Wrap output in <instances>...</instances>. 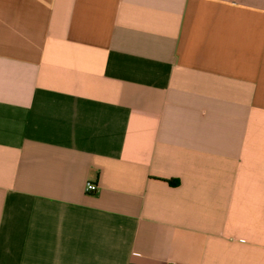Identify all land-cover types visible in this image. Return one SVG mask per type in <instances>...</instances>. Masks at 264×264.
I'll use <instances>...</instances> for the list:
<instances>
[{"label": "crops", "instance_id": "crops-1", "mask_svg": "<svg viewBox=\"0 0 264 264\" xmlns=\"http://www.w3.org/2000/svg\"><path fill=\"white\" fill-rule=\"evenodd\" d=\"M171 263L264 264V0H0V264Z\"/></svg>", "mask_w": 264, "mask_h": 264}, {"label": "built area", "instance_id": "built-area-1", "mask_svg": "<svg viewBox=\"0 0 264 264\" xmlns=\"http://www.w3.org/2000/svg\"><path fill=\"white\" fill-rule=\"evenodd\" d=\"M85 189L87 191H93V190H95V184L92 182H87ZM171 264H173V263H171Z\"/></svg>", "mask_w": 264, "mask_h": 264}, {"label": "trees", "instance_id": "trees-1", "mask_svg": "<svg viewBox=\"0 0 264 264\" xmlns=\"http://www.w3.org/2000/svg\"><path fill=\"white\" fill-rule=\"evenodd\" d=\"M165 180L171 185L177 184V180L174 179V178H168V179H165Z\"/></svg>", "mask_w": 264, "mask_h": 264}]
</instances>
